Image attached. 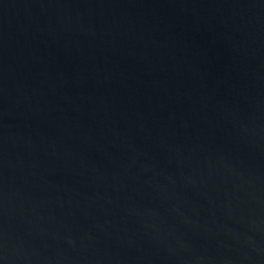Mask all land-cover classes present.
<instances>
[{
    "label": "water",
    "instance_id": "95a60500",
    "mask_svg": "<svg viewBox=\"0 0 264 264\" xmlns=\"http://www.w3.org/2000/svg\"><path fill=\"white\" fill-rule=\"evenodd\" d=\"M0 264H264V0H0Z\"/></svg>",
    "mask_w": 264,
    "mask_h": 264
}]
</instances>
